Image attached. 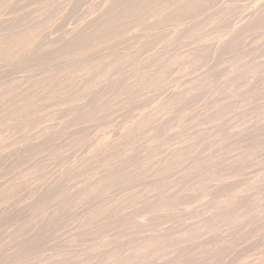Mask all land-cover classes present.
<instances>
[{"label":"rangeland","instance_id":"rangeland-1","mask_svg":"<svg viewBox=\"0 0 264 264\" xmlns=\"http://www.w3.org/2000/svg\"><path fill=\"white\" fill-rule=\"evenodd\" d=\"M0 90V264L264 257V0H0Z\"/></svg>","mask_w":264,"mask_h":264},{"label":"bare ground","instance_id":"bare-ground-1","mask_svg":"<svg viewBox=\"0 0 264 264\" xmlns=\"http://www.w3.org/2000/svg\"><path fill=\"white\" fill-rule=\"evenodd\" d=\"M205 1V0H204ZM237 1V0H236ZM261 1V0H260ZM263 1V0H262ZM48 2V1H47ZM110 2V1H109ZM159 2V1H158ZM223 2V1H222ZM239 2V1H238ZM172 3H173V1H172ZM202 3H203V0H202ZM206 3V2H205ZM259 3V2H258ZM20 4H22V3H20ZM25 4V3H24ZM23 4V5H24ZM162 4V3H161ZM167 4V3H166ZM256 4V3H255ZM47 5V4H46ZM192 5V4H191ZM190 5V6H191ZM211 5V4H210ZM224 5V4H223ZM245 5V4H244ZM172 6V5H171ZM251 6V5H250ZM256 6V5H255ZM9 7V6H8ZM11 7V6H10ZM21 7V6H20ZM252 7V6H251ZM152 8V7H151ZM189 8V7H188ZM226 8V7H225ZM263 8V7H262ZM158 9V8H157ZM193 9V8H192ZM214 9V8H213ZM247 9V8H246ZM249 9V8H248ZM254 9V8H253ZM25 10V9H24ZM29 10V9H28ZM98 10V9H97ZM153 10V9H152ZM165 10V9H164ZM211 10V9H210ZM218 10V9H217ZM219 10H221L220 8H219ZM223 10V9H222ZM256 10V9H255ZM59 11V10H58ZM92 11V10H91ZM105 11V10H104ZM151 11V10H150ZM155 11V10H154ZM189 11V10H188ZM226 11V10H225ZM244 11V10H243ZM253 11V10H252ZM252 11H250V12H252ZM167 12V11H166ZM194 12H196V11H194ZM202 12V11H201ZM200 12V13H201ZM204 12V11H203ZM223 12V11H222ZM256 12V11H255ZM258 12V11H257ZM262 12V11H261ZM180 13V12H179ZM185 13V12H184ZM199 13V12H198ZM221 13V12H220ZM227 13V12H226ZM249 13V12H248ZM108 14V13H107ZM174 14V13H173ZM212 14V13H211ZM213 14H214V12H213ZM218 14V13H217ZM222 14V13H221ZM250 14V13H249ZM20 15V14H19ZM219 15V14H218ZM231 15V14H230ZM242 15V14H241ZM256 15V14H255ZM260 15V14H259ZM31 16V15H30ZM62 16V15H61ZM195 16V15H194ZM193 16V17H194ZM245 16V15H244ZM252 16V15H251ZM168 17V16H167ZM187 17V16H186ZM239 17H240V15H239ZM248 17V16H247ZM250 17V16H249ZM2 18V17H1ZM183 18V17H182ZM218 18V17H217ZM3 19V18H2ZM115 19V18H114ZM204 19V18H203ZM226 19H227V17H226ZM246 19V18H245ZM253 19V18H252ZM172 20V19H171ZM215 20V19H214ZM213 20V21H214ZM231 20V19H230ZM12 21V20H11ZM201 21V20H200ZM224 21V20H223ZM244 22H245V20H243ZM247 21V20H246ZM249 21V20H248ZM7 22V21H6ZM89 22V21H88ZM94 22V21H93ZM170 22V21H169ZM176 22H179V21H176ZM3 23V22H2ZM55 23V22H54ZM154 23V22H153ZM168 23V22H167ZM193 23V22H192ZM201 23V22H200ZM211 23V22H210ZM228 23V22H227ZM155 24V23H154ZM196 24V23H195ZM145 25V24H144ZM249 25V24H248ZM7 26V25H6ZM194 26H197V24L196 25H194ZM246 26V25H245ZM13 28V27H12ZM188 28V27H187ZM201 28V27H200ZM213 28V27H212ZM231 28V27H230ZM174 29H176V28H174ZM224 29H226V28H224ZM184 30H186V29H184ZM201 30V29H200ZM183 31V30H182ZM231 31V30H230ZM235 31V30H234ZM181 32V31H180ZM185 32V31H184ZM184 32H182V33H184ZM199 32V31H198ZM217 32V31H216ZM232 32V31H231ZM154 34V33H153ZM186 34V33H185ZM226 34V33H225ZM148 36V35H147ZM167 36H168V34H167ZM7 37V36H6ZM146 37V36H145ZM157 37H159V35L157 36ZM210 37V36H209ZM232 37V36H231ZM160 39V38H159ZM184 39V38H183ZM191 39H193V38H191ZM200 39H201V37H200ZM152 40V39H151ZM229 40V39H228ZM199 41V40H198ZM77 42V41H76ZM144 42V41H143ZM150 42V41H149ZM148 42V43H149ZM161 42V41H160ZM163 42V41H162ZM181 43H182V41H181ZM167 44H169V43H167ZM149 46H151V45H149ZM156 46V45H155ZM159 46V45H158ZM214 46V45H213ZM140 47V46H139ZM66 48V47H65ZM154 48V47H153ZM171 48V47H170ZM143 49V48H142ZM168 49V48H167ZM20 50V49H19ZM18 50V51H19ZM149 50V49H148ZM164 50V49H163ZM171 50V49H170ZM32 51V50H31ZM210 51H211V49H210ZM215 51V50H214ZM134 52V51H133ZM137 52V51H136ZM145 52H147V51H145ZM144 52V53H145ZM166 52V51H165ZM138 53V52H137ZM15 54V53H14ZM170 54V53H169ZM215 54V53H214ZM127 57V56H126ZM125 57V58H126ZM130 57V56H129ZM138 57H140V56H138ZM156 57V56H155ZM148 58V57H147ZM133 59V58H132ZM150 59V58H149ZM166 59V58H165ZM111 60V59H110ZM125 60V59H124ZM214 60V59H213ZM11 61V60H10ZM39 61V60H38ZM118 61V60H117ZM162 61V60H161ZM139 62V61H138ZM143 62V61H142ZM123 63V62H122ZM140 63V62H139ZM18 64V63H17ZM151 64H152V62H151ZM66 65V64H65ZM68 66V65H67ZM21 68V67H20ZM142 69V68H141ZM140 69V70H141ZM205 69H206V67H205ZM117 70V69H116ZM73 71V70H72ZM76 71H78V70H76ZM76 71H74L75 72V74H76ZM84 71V70H83ZM114 71V70H113ZM197 71V70H196ZM202 71V70H201ZM7 72V71H6ZM20 72V71H19ZM53 72V71H52ZM56 72V71H55ZM85 72V71H84ZM204 72V71H203ZM63 73H65V71L63 72ZM78 73V72H77ZM163 73V72H162ZM3 74V73H2ZM25 74V73H24ZM70 73H68V75H69ZM85 74V73H84ZM197 74V73H196ZM201 74V73H200ZM205 74V73H204ZM61 75V76H60ZM60 78L62 79V73H60ZM80 75V74H79ZM132 75V74H131ZM161 75V74H160ZM58 76V77H59ZM66 76V75H65ZM164 76V75H163ZM207 76V75H206ZM56 77V76H55ZM67 77V76H66ZM66 77H65V80H66ZM68 77H70V76H68ZM67 77V78H68ZM202 77V76H201ZM204 77V76H203ZM71 78H72V76H71ZM78 79H79V77H77ZM84 78V77H83ZM82 78V79H83ZM156 78V77H155ZM162 78V77H161ZM195 78V77H194ZM198 78V77H197ZM57 79H59V78H57ZM60 79V80H61ZM64 79V78H63ZM86 79V78H85ZM84 79V80H85ZM98 79H99V77H98ZM157 79H159V78H157ZM48 80V79H47ZM50 80V79H49ZM48 80V81H49ZM55 80V79H54ZM80 80V79H79ZM191 80V79H190ZM34 81H36V80H34ZM39 81V80H38ZM52 82H53V80H51ZM57 81V80H56ZM77 81V80H76ZM105 81V80H104ZM115 81V80H114ZM159 81H161V80H159ZM195 81V80H194ZM37 82V81H36ZM40 82V81H39ZM39 82H37V84L36 85H38L39 84ZM46 82V81H45ZM44 82V83H45ZM61 82V81H60ZM58 83V82H57ZM140 83V82H139ZM177 83V82H176ZM202 84H203V82H201ZM2 84V83H1ZM54 84V83H53ZM53 84H51V85H53ZM59 84V83H58ZM77 84V83H76ZM158 84V83H157ZM190 84V83H189ZM198 84V83H197ZM27 85V84H26ZM130 85V84H129ZM19 86V85H18ZM28 86V85H27ZM45 86H47V85H45ZM109 86V85H108ZM112 86H113V84H112ZM13 87H15V85L13 86ZM39 87V86H38ZM48 87V86H47ZM46 87V88H47ZM53 87V86H52ZM51 87V88H52ZM105 87V86H104ZM107 87V86H106ZM154 87V86H153ZM152 87V88H153ZM157 87V86H156ZM155 87V88H156ZM12 88V87H11ZM24 88V87H23ZM31 87H29V88H27V89H30ZM45 88V89H46ZM92 88V87H91ZM123 88V87H122ZM14 89H16V88H14ZM24 89H26V88H24ZM32 89V88H31ZM44 89V88H43ZM42 89V90H43ZM126 89V88H125ZM134 89V88H133ZM9 90V89H8ZM12 90V89H11ZM39 90H41V88L39 89ZM103 90V89H102ZM0 91H2V90H0ZM28 90H26V92H27ZM31 91L32 90H29L28 92H30L31 93ZM44 91H46V90H44ZM48 91V90H47ZM51 91H52V89H51ZM96 91V90H95ZM27 92V93H28ZM36 92V91H35ZM108 92V91H107ZM102 93V92H101ZM100 93V94H101ZM32 94V93H31ZM100 94H99V96H100ZM28 95V94H27ZM26 95V96H27ZM101 97V96H100ZM106 99V98H105ZM108 101V100H107ZM166 101V100H165ZM8 103V102H7ZM7 103H6V105H7ZM0 104H2V106L5 104V102L3 103H0ZM102 104V103H101ZM5 105V106H6ZM11 105V104H10ZM9 106V105H8ZM8 106H6V107H8ZM107 107V106H106ZM158 107V106H157ZM3 108V107H2ZM13 108H14V106H13ZM112 108H113V106H112ZM4 109V108H3ZM10 108H8V110H9ZM30 109V108H29ZM152 109V108H151ZM18 110H22V109H17V111H16V113L15 114H17V113H19L18 112ZM102 110V109H101ZM113 110V109H112ZM6 111V110H5ZM13 111V110H12ZM27 111H28V108H27ZM30 111H32V110H30ZM30 111H28V114H29V112ZM104 111V110H103ZM151 111V110H150ZM32 112H34V110L32 111ZM31 112V113H32ZM90 112V111H89ZM7 113V112H6ZM6 113H3V116L5 117V114ZM25 114H26V112H25ZM20 115L21 117H23V116H25V117H27V119L29 118V116H27V115ZM33 114V113H32ZM135 114V113H134ZM139 114V113H138ZM145 114V113H144ZM162 114V113H161ZM12 115H14L13 113H11V115L10 116H12ZM31 115V114H30ZM86 115V114H85ZM7 116V115H6ZM9 116V117H10ZM32 116V115H31ZM141 116V115H140ZM143 116V115H142ZM146 116V115H145ZM144 116V117H145ZM20 117V118H21ZM6 118H8V116L6 117ZM11 118V117H10ZM14 118V117H13ZM98 118V117H97ZM140 118V117H139ZM138 118V119H139ZM16 119H18V118H15V120ZM26 119V118H25ZM132 119V118H131ZM137 119V118H136ZM5 120V119H4ZM10 120V119H9ZM9 120L7 119L6 121H8L9 122ZM148 120V119H147ZM16 121H18V120H16ZM29 121V120H28ZM105 121V120H104ZM153 121V120H152ZM7 122V123H8ZM148 122H150V121H148ZM6 122H5V124H7ZM102 123V122H101ZM144 123H145V121H144ZM143 124V123H142ZM151 124V123H150ZM99 125V124H98ZM118 126V125H117ZM123 126V125H122ZM136 126H137V124H136ZM141 126H143V125H141ZM58 127V126H57ZM72 127V126H71ZM113 128V127H112ZM137 127H135V129H136ZM102 129V128H101ZM114 129V128H113ZM139 129V128H138ZM138 129H136V130H138ZM100 130V129H99ZM104 130V129H103ZM148 130V129H147ZM102 132V131H101ZM121 132V131H120ZM114 133V132H113ZM125 133V132H124ZM97 134V133H96ZM124 137V136H123ZM51 139V138H50ZM114 139V138H113ZM119 139V138H118ZM109 140V139H108ZM132 140V139H131ZM24 141V140H23ZM116 141V140H115ZM110 142V141H109ZM123 142V141H122ZM125 142V141H124ZM157 142V141H156ZM55 143V142H54ZM95 143V142H94ZM121 143V142H120ZM129 143V142H128ZM49 144V143H48ZM74 144V143H73ZM91 144V143H90ZM103 144V143H102ZM111 144V143H110ZM130 144V143H129ZM114 145V144H113ZM126 145V144H125ZM133 145H135V144H133ZM116 146V145H115ZM132 146V145H131ZM105 147V146H104ZM112 147V146H111ZM130 147V146H129ZM103 148V147H102ZM106 148V147H105ZM100 149V148H99ZM130 149V148H129ZM196 149V148H195ZM74 151V150H73ZM76 151V150H75ZM105 151H106V149H105ZM109 151H110V149H109ZM143 152V151H142ZM24 153V152H23ZM75 153V152H74ZM81 153V152H80ZM103 153V152H102ZM99 154V153H98ZM188 154V153H187ZM191 154V153H190ZM94 155V154H93ZM89 156V155H88ZM99 156H101V155H99ZM90 157V156H89ZM85 158V157H84ZM95 158V157H94ZM196 158V157H195ZM68 159V158H67ZM96 159V158H95ZM94 159V160H95ZM85 160V159H84ZM180 161V160H179ZM67 162V161H66ZM70 162H72L71 160H70ZM81 162V161H80ZM96 162H97V159H96ZM198 162V161H197ZM200 162H202V161H200ZM219 162V161H218ZM47 163V162H46ZM86 163V162H85ZM88 163V162H87ZM213 163V162H212ZM91 164V163H90ZM133 164V163H132ZM205 164V163H204ZM73 165V164H72ZM106 165V164H105ZM15 166V165H14ZM89 166V165H88ZM168 166V165H167ZM209 166V165H208ZM65 167V166H64ZM93 167V166H92ZM180 167V166H179ZM94 168V167H93ZM211 168V167H210ZM56 169V168H55ZM98 169V168H97ZM210 170V169H209ZM71 171V170H70ZM202 172V171H201ZM130 173V172H129ZM206 173V172H205ZM67 174V176H68V173H66ZM160 174V173H159ZM192 174V173H191ZM64 175V174H63ZM233 175V174H232ZM53 176V175H52ZM59 176V175H58ZM123 176V175H122ZM132 176V175H131ZM211 177V176H210ZM132 178V177H131ZM216 178V177H215ZM223 178H224V176H223ZM51 180V179H50ZM62 180V179H61ZM111 180V179H110ZM130 182V181H129ZM33 183V182H32ZM111 184V183H110ZM211 184V183H210ZM62 185V184H61ZM93 185V184H92ZM68 186V185H67ZM140 186V185H139ZM192 188V187H191ZM195 188V187H194ZM62 189V188H61ZM94 189V188H93ZM163 190V189H162ZM200 190V189H199ZM102 191V190H101ZM136 192V191H135ZM104 193V192H103ZM120 193V192H119ZM218 193V192H217ZM100 195V194H99ZM157 195V194H156ZM237 195V194H236ZM64 196V195H63ZM134 196V195H133ZM157 197V196H156ZM203 199V198H202ZM94 200V199H93ZM189 200V199H188ZM88 201V200H87ZM105 201V200H104ZM115 201V200H114ZM235 201V200H234ZM58 203V202H57ZM238 203V202H237ZM222 204V203H221ZM111 205V204H110ZM101 207V206H100ZM106 207V206H105ZM166 207V206H165ZM209 207V206H208ZM105 209V208H104ZM131 209V208H130ZM238 209V208H237ZM172 210V209H171ZM43 211V210H42ZM105 211V210H104ZM107 212V211H106ZM80 213V212H79ZM99 213V212H98ZM110 213V212H109ZM134 213V212H133ZM136 213H137V211H136ZM204 213V212H203ZM63 214V213H62ZM87 214V213H86ZM179 214V213H178ZM217 214V213H216ZM228 214V213H227ZM43 215V214H42ZM91 215V214H90ZM205 215V214H204ZM63 216V215H62ZM187 216V215H186ZM206 216V215H205ZM264 216V215H263ZM208 217V216H207ZM260 217V216H259ZM228 218V217H227ZM227 218H226V220H227ZM178 219V218H177ZM182 219V218H181ZM205 219V218H204ZM97 220V219H96ZM209 220V219H208ZM212 221V220H211ZM36 222V221H35ZM89 222V221H88ZM130 222H131V219H130ZM136 222V221H135ZM169 222V221H168ZM208 222V221H207ZM206 222V223H207ZM220 223V222H219ZM258 223V222H257ZM42 224V223H41ZM80 224V223H79ZM209 224H211V223H209ZM223 224H225V222L223 223ZM222 224V225H223ZM231 224V223H230ZM43 225V224H42ZM100 225V224H99ZM117 225V224H116ZM182 225H183V223H182ZM204 225V224H203ZM212 226V225H211ZM214 226V225H213ZM217 226V225H216ZM220 226V225H219ZM229 226V225H228ZM154 227V226H153ZM186 227V226H185ZM163 228V227H162ZM180 228V227H179ZM221 228V227H220ZM224 228V227H223ZM222 228V229H223ZM8 229V228H7ZM142 229V228H141ZM175 229V228H174ZM184 229V228H183ZM205 229H206V227H205ZM70 230V229H69ZM178 230H180V229H178ZM71 231V230H70ZM92 231V230H91ZM225 231V230H224ZM132 232V231H131ZM180 232V231H179ZM187 232V231H186ZM101 233V232H100ZM135 233V232H134ZM140 233H142V232H140ZM175 233V232H174ZM181 233V232H180ZM212 233V232H211ZM228 233V232H227ZM188 234V233H187ZM205 234V233H204ZM213 234V233H212ZM218 234V233H217ZM106 235V234H105ZM138 235V234H137ZM180 235V234H179ZM262 235V234H261ZM52 236V235H51ZM169 236V235H168ZM167 236V237H168ZM185 236V235H184ZM188 236V235H187ZM193 236V235H192ZM229 236V235H228ZM103 237V236H102ZM152 238V237H151ZM179 238V237H178ZM188 237H186V239H187ZM199 238V237H198ZM203 238V237H202ZM80 239V238H79ZM108 240V239H107ZM141 240V239H140ZM150 240V239H149ZM161 240V239H160ZM188 240V239H187ZM190 240V239H189ZM192 240V239H191ZM249 240V239H248ZM264 240V239H263ZM3 241V240H2ZM56 241V240H55ZM144 241H145V239H144ZM177 241V240H176ZM153 242V241H152ZM161 242V241H160ZM259 242H260V240H259ZM4 243V242H3ZM46 244H47V242H46ZM150 244V243H149ZM218 244V243H217ZM71 245V244H70ZM73 245V244H72ZM167 245V244H166ZM215 245V244H214ZM41 246V245H40ZM46 246V245H45ZM149 246V245H148ZM182 246H184L183 244H182ZM186 246V245H185ZM264 246V245H263ZM154 247V246H153ZM158 247H159V245H158ZM157 247V248H158ZM214 247H216V246H214ZM235 247V246H234ZM259 247V246H258ZM261 247V246H260ZM57 248V247H56ZM55 248V249H56ZM72 248V247H71ZM74 248V247H73ZM140 248V247H139ZM143 248V247H142ZM142 248H140V249H142ZM145 248V247H144ZM150 248V247H149ZM155 248V247H154ZM3 249V248H2ZM1 249V250H2ZM5 249V248H4ZM118 249V248H117ZM153 249V248H152ZM202 249V248H201ZM205 249V248H204ZM264 249V248H263ZM154 250V249H153ZM165 250V249H164ZM168 250V249H167ZM174 250V249H173ZM178 250V249H177ZM188 250V249H187ZM194 250H196V249H194ZM199 250H200V248H199ZM224 250V249H223ZM261 250V249H260ZM104 251V250H103ZM155 251V250H154ZM158 251V250H157ZM185 251V250H184ZM201 251V250H200ZM205 251H206V249H205ZM233 251H235L234 249H233ZM239 251V250H238ZM68 252V251H67ZM85 252V251H84ZM84 252H83V254H84ZM141 252V251H140ZM147 252V251H146ZM159 252H160V250H159ZM163 252V251H162ZM168 252V251H167ZM204 252V251H203ZM142 253V252H141ZM165 253V252H164ZM233 253V252H232ZM250 253V252H249ZM58 254V253H57ZM86 254H88L87 252H86ZM136 254V253H135ZM143 254V253H142ZM147 254V253H146ZM159 254V253H158ZM190 254V253H189ZM1 255V254H0ZM67 255V254H66ZM90 255V254H89ZM153 255H155V254H153ZM188 255V254H187ZM236 255V254H235ZM145 256V255H144ZM152 256V255H151ZM157 256V255H156ZM155 256V257H156ZM178 256V255H177ZM191 256V255H190ZM194 256V255H193ZM233 256V255H232ZM67 257V256H66ZM70 257V256H69ZM85 257V256H84ZM139 257H140V255H139ZM160 257V256H159ZM161 257H162V255H161ZM173 257V256H172ZM176 257V256H175ZM187 257V256H186ZM237 257V256H236ZM49 258V257H48ZM61 258V257H60ZM145 258V257H144ZM146 258H148V257H146ZM150 258V257H149ZM166 258V257H165ZM180 258V257H179ZM207 258V257H206ZM232 258V257H231ZM255 258V257H254ZM67 259H69V258H67ZM85 259V258H84ZM93 259V258H92ZM155 259V258H154ZM160 259V258H159ZM189 259V258H188ZM192 259V258H191ZM241 259V258H240ZM252 259V258H251ZM256 259V258H255ZM142 260H143V257H142ZM153 260V259H152ZM156 260V259H155ZM181 260V259H180ZM190 260V259H189ZM199 260H200V257H199ZM198 260V261H199ZM235 260V259H234ZM253 260V259H252ZM88 261V260H87ZM141 261V260H140ZM148 261V260H147ZM149 261H151V260H149ZM173 261V260H172ZM179 261V260H178ZM196 261V260H195ZM256 261V260H255ZM49 262H50V260H49ZM68 262V261H67ZM104 262V261H103ZM143 262V261H142ZM182 262V261H181ZM193 262V261H192ZM200 262V261H199ZM248 262V261H247ZM254 262V261H253ZM252 262V263H253ZM78 263V262H77ZM154 263V262H153ZM160 263V262H159ZM173 263V262H172ZM194 263V262H193ZM74 264V263H73ZM144 264H145V262H144ZM257 264H264V257L263 256H261V258H259V262L257 263Z\"/></svg>","mask_w":264,"mask_h":264}]
</instances>
